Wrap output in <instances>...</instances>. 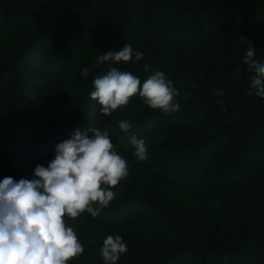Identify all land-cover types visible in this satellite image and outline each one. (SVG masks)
<instances>
[{
    "label": "trees",
    "instance_id": "obj_1",
    "mask_svg": "<svg viewBox=\"0 0 264 264\" xmlns=\"http://www.w3.org/2000/svg\"><path fill=\"white\" fill-rule=\"evenodd\" d=\"M249 40L264 60V0H0V179L47 165L89 127L107 130L128 166L98 216L65 217L84 248L69 264H105L110 233L127 245L116 264H264V99L248 95ZM124 43L144 57L97 62ZM112 66L142 82L165 71L180 109L137 94L104 116L89 92Z\"/></svg>",
    "mask_w": 264,
    "mask_h": 264
},
{
    "label": "clouds",
    "instance_id": "obj_2",
    "mask_svg": "<svg viewBox=\"0 0 264 264\" xmlns=\"http://www.w3.org/2000/svg\"><path fill=\"white\" fill-rule=\"evenodd\" d=\"M133 57L139 61L144 53L124 43L119 50L99 55L97 62H127ZM242 60L253 73L248 95L264 99V60L255 58L250 40ZM143 68L147 72L150 65L145 63ZM91 71L83 67L80 75L88 77ZM92 83L89 96L100 105L104 116L137 94L143 103L164 113L180 109L176 99L179 90L161 69L150 71L142 82L134 73L112 66ZM213 94L223 96L224 89H214ZM118 127L128 132L134 124L120 119ZM130 139L136 159H147L145 138L132 135ZM54 153L47 165L36 163L25 177L0 179V264H69L84 248L65 217L75 219L85 211L98 216L115 197L112 186L128 175L125 158L116 150L109 132L101 128L72 131L54 145ZM126 251L122 236L110 233L103 239L100 255L105 264H116Z\"/></svg>",
    "mask_w": 264,
    "mask_h": 264
}]
</instances>
